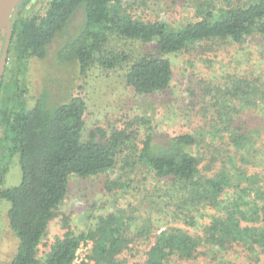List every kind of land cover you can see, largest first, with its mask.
Segmentation results:
<instances>
[{"label":"trees","instance_id":"obj_1","mask_svg":"<svg viewBox=\"0 0 264 264\" xmlns=\"http://www.w3.org/2000/svg\"><path fill=\"white\" fill-rule=\"evenodd\" d=\"M29 1L22 0L18 7ZM121 2L47 0L43 15H18L11 27L6 59L8 63L13 57L14 68L6 66L0 92L5 73L15 68L21 72L30 59H45L58 39L62 43L55 57L75 62L80 79L93 65L107 71L122 70L126 86L139 97L163 95L171 89L170 56L204 44H243L253 37L264 40V0H236L226 6L206 0L179 23L133 19L122 12ZM77 13H81V21L73 30L71 24ZM111 38L123 44L151 45L156 52L132 57L126 51H106L103 48L111 44ZM232 90L225 89L222 103L213 105L217 116L206 130L201 129L210 135L204 145L213 153L208 166L204 162L209 153L201 151L196 136L157 126L155 115L163 105L167 108L163 111L166 121L174 119L170 100L156 105V111L152 105L138 117H125L124 126L109 135L95 129L86 137L87 105L81 91L57 103L49 102L41 93L23 112L13 109V96L7 98L0 110L4 126L0 201L9 204L8 225L17 239L9 264H72L85 241L92 245L87 262L81 264H235L231 259L237 258L243 264H257L264 259V193L257 187L264 181V84L259 79L253 84L240 80ZM230 101L253 111L241 112L246 119L239 120L241 117H235L239 109ZM135 125L144 135L140 149ZM132 150H137L135 161L166 187L160 212L171 221L170 226L152 235V220L149 227L132 233L124 214L110 213L105 218L97 217L85 231L65 232L40 257L49 225L67 199L70 179L110 172L124 162L121 157L125 152ZM6 151L17 156L21 172L20 182L14 187L4 184ZM251 162L253 169L247 167ZM228 192L233 195L223 200ZM202 206L217 215L200 228L197 215ZM142 237H151V245L139 257L136 253L128 256L129 245Z\"/></svg>","mask_w":264,"mask_h":264},{"label":"rangeland","instance_id":"obj_2","mask_svg":"<svg viewBox=\"0 0 264 264\" xmlns=\"http://www.w3.org/2000/svg\"><path fill=\"white\" fill-rule=\"evenodd\" d=\"M121 10L133 19L144 21H163L168 19L175 23L184 20L198 5H203L206 0H121ZM221 5L235 3L236 0H217ZM20 4V3H19ZM16 7L17 14L23 18L43 15L47 8V0H30L23 8ZM81 21V13H77L72 21L71 28L76 30ZM7 27L4 25L0 31V62L2 49L6 40ZM103 49L106 51H126L132 57H137L147 52L155 53L156 48L151 45L123 44L116 39H110ZM62 39L56 40L49 48L45 59H30L26 67L17 72L9 70L5 73L4 87L0 92V110L7 98L13 96V109L23 112L33 106L41 93L46 94L49 102L57 103L68 99L72 94L81 91L86 99V115L83 136L95 129H102L109 135L113 129L124 126L125 117H138L149 110V106L160 107L166 101H172L174 119L166 121L163 111L166 105L161 107L160 113L155 115L156 124L174 133H190L196 136L201 144L202 152L209 153L204 165L213 156L212 149L204 147L209 143V136L203 133L210 121L217 116L215 103H222L225 89L232 90L240 80L254 83L259 79L264 84V40L257 37L251 38L243 44L230 42H218L201 45L189 52H181L169 57L172 63L173 78L171 89L163 95L139 97L133 94L131 88L124 82L122 70H105L98 65H93L88 70L87 76L80 79L77 74L76 63L59 61L55 57L56 50L61 46ZM129 46V47H128ZM117 49V50H116ZM116 50V51H115ZM69 63V64H68ZM126 64L122 68L125 70ZM9 69L14 68L13 57L5 63ZM5 71V70H4ZM15 80L18 81L15 86ZM233 86V87H232ZM252 89H254L252 87ZM233 92V90H232ZM225 94V95H224ZM256 94V93H255ZM252 98V97H251ZM253 99V98H252ZM229 104L239 109L237 119H246L240 115L245 110L236 101ZM171 107V104H170ZM253 109V108H252ZM223 106L222 113L225 112ZM137 134V148H141L143 131L135 125ZM4 126L0 123V152L1 133ZM201 134V135H200ZM161 138L163 134H158ZM207 136L205 138L202 137ZM200 146V145H199ZM135 151L125 152L123 158L114 170L93 176L87 179L71 178L68 186V196L60 207L59 215L53 219L40 246V257L47 253L50 245L62 238L65 232L79 233L93 226L97 217L105 218L110 213L124 214L130 225V232L139 231L149 227L152 222V235L159 233L165 227L170 226L162 212L161 196L166 187L162 182L156 181L149 171L139 162L135 161ZM7 156L6 175L4 184L7 187L17 186L20 182L21 172L17 162V156L6 151ZM128 158V159H127ZM240 166H242L241 162ZM254 162L248 168L253 169ZM256 163V162H255ZM244 166V165H243ZM245 166V168H247ZM260 168L262 165L259 166ZM214 169H217L215 167ZM115 183V186L112 185ZM264 193V181L258 182ZM233 193H227L228 199ZM253 196V193L251 194ZM252 199L254 198L251 197ZM9 204L0 201V264H9L16 248L17 239L11 232L7 211ZM215 211L200 208L197 215L198 224L203 228L211 219ZM158 219L157 222H154ZM169 223V224H168ZM151 237L139 238L129 245L128 256L144 254L151 245ZM89 247L78 253L80 259H87L92 242ZM237 258V257H236ZM224 259H231L224 257ZM235 264H243L239 258L231 259ZM216 264V263H215ZM257 264H264L261 259Z\"/></svg>","mask_w":264,"mask_h":264},{"label":"water","instance_id":"obj_3","mask_svg":"<svg viewBox=\"0 0 264 264\" xmlns=\"http://www.w3.org/2000/svg\"><path fill=\"white\" fill-rule=\"evenodd\" d=\"M21 1L22 0H0V31L4 25L7 27L6 40L0 62V82L4 73L7 52L11 41V27L17 14L16 7Z\"/></svg>","mask_w":264,"mask_h":264},{"label":"built area","instance_id":"obj_4","mask_svg":"<svg viewBox=\"0 0 264 264\" xmlns=\"http://www.w3.org/2000/svg\"><path fill=\"white\" fill-rule=\"evenodd\" d=\"M89 244L90 243L88 241H85V242H83V243L80 244L79 248L76 251L75 258H74L72 264H81L82 262H87L86 259H80L78 257V253L81 252V251H83L87 247H89L90 246Z\"/></svg>","mask_w":264,"mask_h":264},{"label":"flooded vegetation","instance_id":"obj_5","mask_svg":"<svg viewBox=\"0 0 264 264\" xmlns=\"http://www.w3.org/2000/svg\"><path fill=\"white\" fill-rule=\"evenodd\" d=\"M17 16H18V14H16V17H17ZM16 17H15V18H16ZM4 44H5V43H4ZM8 49H9V48H8ZM2 50H3V49H2ZM7 53H8V52H7ZM6 59H7V57H6ZM4 70H5V68H4ZM3 75H4V73H3ZM2 77H3V76H2ZM1 80H2V79H1Z\"/></svg>","mask_w":264,"mask_h":264}]
</instances>
